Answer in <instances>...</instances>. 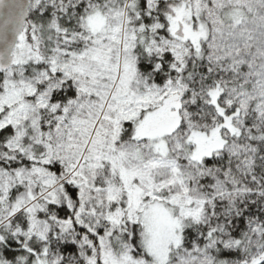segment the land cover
Masks as SVG:
<instances>
[{
  "label": "snow or ice",
  "instance_id": "1",
  "mask_svg": "<svg viewBox=\"0 0 264 264\" xmlns=\"http://www.w3.org/2000/svg\"><path fill=\"white\" fill-rule=\"evenodd\" d=\"M0 264H264V0H0Z\"/></svg>",
  "mask_w": 264,
  "mask_h": 264
}]
</instances>
